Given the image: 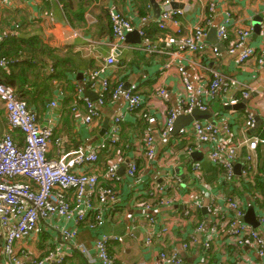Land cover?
I'll return each mask as SVG.
<instances>
[{"label": "crops", "instance_id": "1", "mask_svg": "<svg viewBox=\"0 0 264 264\" xmlns=\"http://www.w3.org/2000/svg\"><path fill=\"white\" fill-rule=\"evenodd\" d=\"M153 1L160 11L163 0ZM171 1V8L175 11L182 10L183 14L173 19L164 30L156 27L150 0H10L0 8V56L16 60L7 69H0V72L5 71L7 75L20 81L18 83L22 90L17 93L19 99L36 114L38 124L51 127L56 136L68 142L65 151L71 155L78 147H83L84 150L94 147L103 139L113 119L122 117L118 145L109 151H102L98 163L88 169L99 176L100 186L105 187L108 184L101 175L112 159L122 158L120 169L124 170L131 159L136 158L138 163L137 180H129L122 174L120 182L115 185L118 200L100 231L101 234L123 239L122 243H113L108 247L116 264H166L160 255L168 256L172 253H176L179 264L202 262L201 242L205 237L206 226L201 231H197V227L204 225L203 222L208 219L207 209L204 213L202 209H193L190 221L178 217V222L173 214H182L180 206L153 205L150 215L156 220L153 224L155 236L151 238L153 246H145L149 224L144 219L141 204L149 200L152 184L163 183L168 170L173 169L181 179L183 188L190 186L185 161L203 164L205 180L212 193L222 191L227 197L239 196L245 200L247 191L255 188L239 179L240 174H235L238 181L229 185L222 179L221 171L207 161L205 150L193 138L182 139L178 133L166 137L156 133L155 158L151 161L145 159L142 145L147 123L143 115L163 123L167 110L178 112L181 98L187 97L179 80V66L184 68L196 88L203 86L209 78V70L214 67L221 74L236 79L240 85L254 88L247 100L239 98L232 90L226 100L236 99V104L228 108L222 106L221 100H213L206 110L211 118L202 122L228 123L237 139L259 132L264 124V106L259 111L252 108L253 101L264 96V70L257 67L254 59L239 65L237 54L227 52L229 41L234 39V29L248 28L251 35L246 46L255 49L258 54L264 53V0ZM211 3L215 10L211 15L212 23L206 29L204 41L207 48L198 53L176 54L174 46L168 44V39L178 37V34L189 35L192 28L202 23L209 14ZM110 9L130 18L134 31H137L136 37L140 38L134 41L135 37L132 43L124 40L120 49L115 52L112 50L113 38L108 18ZM147 16H151V20L142 22ZM225 20L229 21L230 38L228 42L221 43L216 37V28ZM140 31L157 47L154 53L145 54L140 50L143 40L139 35ZM214 47L219 51L217 59L210 55ZM110 55L117 56V66L103 65L102 59ZM92 70H102V77H107L110 84L122 83L126 87L136 85L142 101L139 111L130 114L121 98L115 101L107 99L100 108L98 123L92 126L83 124L82 98L86 97V91H92L85 87L84 93L79 95L76 86ZM158 88L166 94L163 99L155 93ZM52 102L56 104L55 108H50ZM73 107H76V113L72 112ZM250 114L253 115V126L248 121ZM179 116L187 115L179 114L177 118ZM6 132H10L19 146H22L23 135L9 129L5 110L0 104V138ZM187 147L193 148L191 154L185 153ZM49 158L57 159L54 147L50 149ZM258 173L260 174L256 179L264 181V149L261 148ZM194 186L197 190L196 200L204 204L207 200L205 187L202 184ZM70 226L71 223L62 219L41 222L38 230L28 240L16 245L17 255L24 264H34L35 261L46 264V254L55 249L68 254L63 264H87L81 254L71 250L59 238V232ZM86 226L87 223L77 228L76 241L91 251L96 233ZM164 226L170 230L166 234L161 233ZM192 239L195 246L183 249V245H187ZM217 244L212 246L208 254L209 264H238L239 258L233 254H221L215 247ZM247 257L250 260L256 259L253 252L247 253ZM2 259L3 243L0 235V264Z\"/></svg>", "mask_w": 264, "mask_h": 264}, {"label": "built area", "instance_id": "2", "mask_svg": "<svg viewBox=\"0 0 264 264\" xmlns=\"http://www.w3.org/2000/svg\"><path fill=\"white\" fill-rule=\"evenodd\" d=\"M10 0H0V8ZM171 0H163L160 5V13L156 27L166 29L168 24L176 17H180L182 10L175 11L171 8ZM215 10L213 3L209 5V14L203 22L195 25L189 35L172 37L168 44L174 46L176 54L198 53L204 51L207 46L204 41L207 35V27L212 23V13ZM111 34L113 38V51H118L126 36L135 30L130 18L122 15L115 9L108 11ZM151 20V16L143 18L142 22ZM17 27V26H15ZM229 21L225 20L216 28V37L219 42L229 41ZM234 39L229 41L227 52L237 54V63L244 64L254 59L258 68L264 70V53L258 54L255 49L246 46V41L251 35L248 28H236L233 31ZM142 44L140 50L145 54L154 53L157 47L153 46L140 31ZM210 55L217 59L219 51L212 48ZM117 57V56H116ZM114 55L102 59L106 67H115L119 61ZM14 60H0V69L5 70L14 63ZM102 70H92L77 83L76 91L80 95L84 88L96 94L94 101L87 97L82 98L83 124L92 126L100 120V108L106 103L105 94L109 89L110 81L102 77ZM180 83L182 84L186 98H181L179 111L167 110V116L163 123L155 118L143 115L147 126L144 129L145 139L143 152L145 159L151 161L155 158L156 148L154 135L160 133L166 137L172 133L174 122L179 114L190 115L193 109L206 111L213 100H221L222 106L228 108L236 104V99L226 97L233 91L239 98L247 100L254 92L250 85L243 86L231 76L223 75L218 68L209 70V78L202 87H194L187 72L183 67H177ZM155 93L162 99L165 92L158 88ZM121 98L127 107L128 113L139 111L142 101L137 93L136 85L128 87L119 83L111 94V100ZM225 100V101H224ZM262 101V102H259ZM0 104L3 105L9 129L18 131L23 135L22 146L15 141L10 132L3 133L0 138V235L3 243V259L1 264H24L22 258L17 255L16 245L28 240L37 230L41 222L53 219H62L72 226L59 232V238L73 251L81 254L87 264H116L108 251L113 243H122V237L100 233L107 218L112 213L117 202L118 194L114 187L120 182L118 174L122 164V158L112 159L105 167L101 178L107 181L105 187H101L99 176L88 169L95 166L102 151H109L118 145L122 117H115L109 130L94 147L84 150L78 147L73 151L75 157L66 159L70 153L65 151L68 142L54 134L51 127L38 124L36 114L30 111L24 101L19 99L17 92L10 86L0 84ZM252 108L262 109L264 96L254 100ZM56 104L51 103L50 108ZM76 113V107L72 109ZM251 125L254 124L253 115L248 116ZM264 124L257 132L236 138L228 123H213L211 121H194L190 126L179 130V136L193 138L200 148L206 153L207 161L218 168L223 174V180L229 185L238 181L235 177V168L239 165L240 178L254 188L260 183V189L247 191L246 199L239 196L227 197L224 192L212 193V189L206 183L203 164L194 161L184 162L189 172L190 186L183 188L181 179L176 176L173 169L168 170L162 184L154 183L150 187L149 200L141 204L144 211V219L149 224L145 246L152 247V237L155 236L153 224L156 220L150 215L153 205H167L182 208V214H173V218L180 222L183 219L192 218L193 209L200 210L204 204L196 200L195 184L205 187L206 206L208 219L199 225L197 231L206 226V233L201 242L202 262L209 264V252L213 245L221 254H233L239 258L238 264H264V181L256 179L258 176V162L260 148L264 149ZM55 148L57 159H50V149ZM192 147H187L185 153L191 154ZM124 177L129 180H137L139 167L136 158L131 159L124 170ZM183 192L181 193V191ZM187 191V192H186ZM186 192V193H185ZM241 199V200H240ZM253 208L257 228L243 224L241 219L249 208ZM227 209L228 211H225ZM87 223V228L95 231L93 247L90 250L76 241L77 228ZM167 226L162 227L161 233L166 234ZM262 236H261V235ZM195 246L192 239L183 249ZM253 252L256 259L250 260L247 253ZM25 255V253L23 254ZM67 253L59 250H50L45 258L46 264H63ZM166 264H179L176 253L160 255ZM34 264H42L35 261Z\"/></svg>", "mask_w": 264, "mask_h": 264}, {"label": "water", "instance_id": "3", "mask_svg": "<svg viewBox=\"0 0 264 264\" xmlns=\"http://www.w3.org/2000/svg\"><path fill=\"white\" fill-rule=\"evenodd\" d=\"M150 3L152 6L154 19L157 20L159 17V13H160L158 5H156V3H154L153 0H150ZM256 32H258V28L256 29ZM136 34H137V31H134V32L128 34L125 38V41L131 42V43L136 41L138 38V37H136ZM134 38H135V40H134ZM138 40H140V38H138ZM93 93L86 91L85 96L87 98H89L90 100H95L96 94L94 93L95 94L94 95ZM210 118H211V114L208 111H199L197 109H193V111L190 113V115L179 116L175 120L171 134H173V135L177 134L180 129L189 126L193 121H206V120H209ZM106 126H107V122H105L104 128H106ZM73 157H75V154L69 155L66 159H64V162L66 163L68 160H70ZM238 170H239V165H237L235 168V172H236L235 174H239ZM123 172H124V169L123 168L120 169L119 175L121 176L122 174H124ZM206 205H207V200H205L204 208L202 209L203 213L206 212ZM241 222L243 224H247V225L251 226L252 228L258 227V223L256 221L255 213H254V210L252 207L247 209L244 217L241 219Z\"/></svg>", "mask_w": 264, "mask_h": 264}, {"label": "trees", "instance_id": "4", "mask_svg": "<svg viewBox=\"0 0 264 264\" xmlns=\"http://www.w3.org/2000/svg\"><path fill=\"white\" fill-rule=\"evenodd\" d=\"M145 38H146L147 40H151L150 38L147 37V35H145ZM1 59H5V58L2 57V56H0V60H1ZM5 60H10V59H5ZM14 61L16 62V60H14ZM10 65H11V64H10ZM0 73H2V75H3V77L0 78V84L6 85V86H10V87H13V88L16 90V92L19 94V92H21V90H22V87H21L20 84L18 83V82H20V81H18V79L14 78L13 76L7 75V74L5 73V71H2V70H1ZM5 74H6V75H5ZM118 84H119V83H113V82H112V83L109 85V89H108V91H107L106 94H105V100L111 98V94H112L113 91L116 89V87H117ZM261 129H262V127H261ZM261 129H260V130H261ZM260 130H259V131H260ZM263 136H264V133H263ZM255 189H260V186L257 184V185L255 186Z\"/></svg>", "mask_w": 264, "mask_h": 264}]
</instances>
